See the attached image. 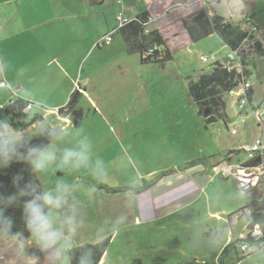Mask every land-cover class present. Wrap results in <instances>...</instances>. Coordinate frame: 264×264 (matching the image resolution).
Returning a JSON list of instances; mask_svg holds the SVG:
<instances>
[{"label": "rangeland", "instance_id": "1", "mask_svg": "<svg viewBox=\"0 0 264 264\" xmlns=\"http://www.w3.org/2000/svg\"><path fill=\"white\" fill-rule=\"evenodd\" d=\"M201 1L212 15L228 20L241 21L250 11L249 0ZM143 9L137 0H0V56L4 61L0 66V102L16 99L7 92L9 88L32 99L31 87L36 82L23 78L28 80L38 72L27 63L39 44L41 53L48 50L40 59L60 60L62 67L70 70L67 80H61L57 67L50 69L56 76L39 89L37 102L48 107L37 114L65 127H83L93 142L94 155L111 169L103 183L85 171L52 177H64L80 186L76 195L84 224L76 238L77 247L94 244L97 229L109 220L108 213L113 220L127 216L124 228L107 233L106 239L111 241L100 264H264L261 256L253 254L259 247L250 246L251 251L244 253L239 242L250 233L252 210L246 206L254 201L264 205V167L244 168L249 158L245 147L261 133L252 108L264 103V56H251L246 67L252 73L251 104L240 108L235 94L228 93L225 116L208 125L188 86L200 75L211 74L217 59L229 49L216 35L185 45L188 37L184 33L170 43L171 62L143 65L140 55L127 53L116 33L118 11L132 18ZM45 17L54 20L50 28L55 32L49 36H43L41 30L19 34L12 25L27 27ZM257 40L263 43L264 31ZM14 63L17 74L13 73ZM77 88L85 91L82 99L69 121L61 119L53 105L63 108ZM37 124L20 133L33 136ZM41 182L49 186L48 177L42 175ZM129 182L135 184L132 192ZM153 183L166 192L189 183L191 195L178 197L181 202L173 212L140 223L138 212L127 201L136 197L133 192ZM93 185L95 191L89 193ZM102 186L122 193H106ZM245 188L251 193L247 201L239 198ZM230 244L229 253L222 255ZM29 247H33L31 242ZM29 252L40 255L34 248ZM0 264L22 262L0 247Z\"/></svg>", "mask_w": 264, "mask_h": 264}, {"label": "clouds", "instance_id": "2", "mask_svg": "<svg viewBox=\"0 0 264 264\" xmlns=\"http://www.w3.org/2000/svg\"><path fill=\"white\" fill-rule=\"evenodd\" d=\"M7 92L23 103L33 105L31 119L46 109V103H37L27 93L9 88ZM34 139L38 142H33ZM13 164L26 166L24 172L11 177L12 190L0 181V247L6 254L22 264H95L98 251L103 247L108 232L119 231L126 224L127 216L120 215L97 229L94 246L77 249L76 238L84 224L82 207L76 193L79 185L60 177L57 173L85 171L97 183L105 182L111 175L105 161L94 155L93 142L83 127H65L63 123L41 120L32 138L13 131L11 119L0 112V174ZM49 178V186H42L41 176ZM130 183L129 191L135 187ZM95 191V185L88 188ZM134 196L138 193L133 192ZM251 193L245 188L239 198L247 201ZM135 206L137 199L127 201ZM11 209L19 210L22 228L14 230L16 218ZM25 232L28 234L25 235ZM29 242L33 247H29ZM34 248L36 252H29ZM254 255L264 259V248Z\"/></svg>", "mask_w": 264, "mask_h": 264}, {"label": "trees", "instance_id": "3", "mask_svg": "<svg viewBox=\"0 0 264 264\" xmlns=\"http://www.w3.org/2000/svg\"><path fill=\"white\" fill-rule=\"evenodd\" d=\"M250 2L252 7L241 21L228 20L217 14L212 15L208 6H205L202 2H196L174 8L161 15L152 23L154 28L148 33L146 31L151 25L148 13L135 16L132 22L117 29L116 33L121 35L127 53L129 55H140L143 65L171 62L173 57L169 49V46H172L170 43L177 36L185 33L193 44L211 35H216L228 49H241L243 66L247 67L251 56H264V41L262 43L257 40V36L264 31V0H251ZM112 35L113 38L114 33ZM254 65L255 63H253ZM251 75L252 73L246 68L244 77L249 79ZM240 79L241 75L237 71L216 62L211 74H203L200 75L197 81H190L188 86L189 95L197 105L199 114L208 125L215 124L225 116V95L231 93L239 85ZM84 92L82 88H77L71 93L67 104L58 111L61 119H67L76 110ZM253 94L254 90L251 88L248 95L250 103ZM17 104H21V101L17 98L10 100L6 105L0 104V112L11 119L13 130L23 132L44 120L38 114L29 119L28 114L31 110H27L28 103H23L21 107L15 108L14 105ZM29 138H32V136ZM33 142H38V140L34 139ZM262 165L264 167V160L261 157H256L247 160L244 168L255 169ZM22 171L27 176L25 165L13 164L10 169L0 174V181L4 183L8 191L12 190L11 177ZM154 184H146L143 189L138 191L143 192ZM101 188L106 193H122V190L111 189L107 186ZM256 202L250 203L245 209L252 210L248 224L249 232L255 226H260L261 236L259 239H255L249 233L244 240L239 242L261 248L264 245V205L262 206ZM10 212L15 215L17 221L14 230L21 229L22 223L19 218V210L11 209ZM25 235L28 234L25 232ZM110 241V238L104 240L103 247L98 251L95 264H100L104 259ZM84 246H94V244ZM84 246H78L77 249ZM232 246L233 244L227 245L222 255H227Z\"/></svg>", "mask_w": 264, "mask_h": 264}, {"label": "crops", "instance_id": "4", "mask_svg": "<svg viewBox=\"0 0 264 264\" xmlns=\"http://www.w3.org/2000/svg\"><path fill=\"white\" fill-rule=\"evenodd\" d=\"M137 1L139 2V4L143 5L144 9H143V11H140V13L136 14L135 16H138L142 13H148L149 16L152 18H158L161 15L165 14L166 12H168L174 8L187 6V5H190L194 2L195 3L201 2V0H137ZM118 12H120V11H118ZM53 21L54 20H51V19H48L47 17H45L42 20L33 21L32 24H34V25L31 24L30 26H27V27H25V25L24 26L23 25L17 26L15 23H12V25H13V28L18 29L16 31L19 34L27 33L28 31L36 33L38 30H41L42 34L44 32L43 36L44 35L49 36L55 32L54 29L50 28L52 26V24H54ZM213 36H215V35H213ZM188 44H193V43H191L190 40L187 38V44H185V45H188ZM97 45H99V43H97ZM40 48H41V46L39 44V48L36 50L35 53H33L34 57L27 63L29 67L36 66V70L38 72L32 74V76L28 78L29 81L24 77V73L22 76H19V78L21 77V79H22V77H24L23 78L24 81L36 82V83H33V86L31 87L33 90H31V93H30V94H32V100H34L36 102H39V95H38L39 89L44 88V86H43L44 83H49V82L54 81V77L56 75L50 69H53L56 66L58 71L62 75L60 78L61 80H67V78L69 77V74H70L69 69L62 67V65L60 64V60L49 59V61H46V60L40 59L39 58L40 56L47 55V53H48V50H45L43 53H41L39 51ZM75 63L76 62H74V64ZM1 65L2 66L4 65V61H2V58L0 56V66ZM72 67L73 66L71 65L70 69ZM76 68H77V65H75V67L73 69L74 72L76 71ZM27 69L28 68H26L25 70H27ZM13 73L17 74V69L15 66V63H14ZM57 77L59 78L60 76L57 75ZM1 80H3V79H1ZM2 82L3 81H0V84ZM40 82H43V84H40ZM8 102H4V103L0 102V104L6 105ZM53 108L57 111H59V109H60L59 105H57V103L53 105ZM64 120L69 121L68 118L64 119ZM247 160H249V158ZM256 172L257 171H255V173ZM189 183L191 184V182H189ZM187 185H185V186L181 185L177 188L174 187L173 189H171L170 191H167V192L165 191V188L162 189V187H158L156 185L150 187L149 189H147L143 192L142 191L141 192L136 191L135 193H138V196H136L135 198H132V199H137V203H136L137 207L134 206V212L136 210L139 214L136 217V219L140 218L137 221H140V223L146 222V221H154V220H157L158 218H162L163 215H165V214H169V213L173 212V210L175 208H177L178 205H180L178 202H181L179 200L181 196L184 197V195H186L188 197L189 195H191L190 191L187 190ZM159 192H161V193L158 194ZM178 197H179V199H178ZM107 216L109 219L112 218V214L109 215V213H108ZM124 227H125V225L122 226L121 229Z\"/></svg>", "mask_w": 264, "mask_h": 264}, {"label": "built area", "instance_id": "5", "mask_svg": "<svg viewBox=\"0 0 264 264\" xmlns=\"http://www.w3.org/2000/svg\"><path fill=\"white\" fill-rule=\"evenodd\" d=\"M202 2V1H201ZM203 3V2H202ZM204 4V3H203ZM205 5V4H204ZM135 17L133 18H128L125 16V14L123 13V11H120L117 13V21H118V28H122L123 26L129 24L130 22H132L134 20ZM157 19V18H156ZM155 18L150 17V23H153L155 20ZM150 31V29H148L146 32L148 33ZM112 34H110L107 38L108 42L112 41ZM104 42V41H102ZM241 49H237V50H228L227 54L224 57H221L219 59H217L216 62H220L222 65H225L235 71H237V73L239 75H241V79L239 81V85L232 91L236 98H237V102L239 104L240 108H244L246 105H250L251 103L249 102V91L252 88L251 82L248 78L244 77V71L246 69V67L243 66V59H242V54H241ZM204 62H208V58L203 57L202 58ZM231 92V93H232ZM33 107V105L31 103H28L27 105V110H31ZM258 119H259V127L261 130L260 135H258L255 139V141L251 144L245 147V151L249 154V159H254L256 157H261L264 160V103L262 102L260 104L259 107L252 108ZM263 167V165L261 166ZM259 170V168H255L254 170ZM247 170H252V169H247ZM244 178V177H243ZM241 178V179H243ZM252 236L255 239H259V237L261 236V230L259 228V226H255ZM252 235V234H251ZM242 251L244 253L251 251V247L248 244H243L242 246Z\"/></svg>", "mask_w": 264, "mask_h": 264}, {"label": "water", "instance_id": "6", "mask_svg": "<svg viewBox=\"0 0 264 264\" xmlns=\"http://www.w3.org/2000/svg\"><path fill=\"white\" fill-rule=\"evenodd\" d=\"M250 1H251V0H249V4H250V9H251V7H252V6H251V2H250Z\"/></svg>", "mask_w": 264, "mask_h": 264}]
</instances>
